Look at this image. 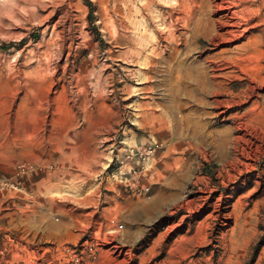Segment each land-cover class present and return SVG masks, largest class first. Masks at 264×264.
Returning <instances> with one entry per match:
<instances>
[{"label": "rangeland", "instance_id": "1", "mask_svg": "<svg viewBox=\"0 0 264 264\" xmlns=\"http://www.w3.org/2000/svg\"><path fill=\"white\" fill-rule=\"evenodd\" d=\"M205 1L0 0V264H264V24Z\"/></svg>", "mask_w": 264, "mask_h": 264}, {"label": "bare ground", "instance_id": "2", "mask_svg": "<svg viewBox=\"0 0 264 264\" xmlns=\"http://www.w3.org/2000/svg\"><path fill=\"white\" fill-rule=\"evenodd\" d=\"M253 2L255 1L254 0H207V2L205 1L204 4L201 6V14L199 16L197 15L199 18L196 21H193L195 22L191 30L193 37L202 35L207 40H209L212 46H214L215 48H219L220 46H228L229 44L245 39L247 37V34L251 33L253 30L258 29L264 24V0L262 5L263 12L260 9H253L251 7V4ZM180 27L182 29L188 28V26L184 27V24L182 26V23ZM164 34L165 33L162 32L157 33V38L158 39L161 38L168 45L171 43L172 44L175 43L176 38L172 37L174 36L173 34L171 33H169L168 35H164ZM242 48L245 49L246 44H244L241 48L237 47L236 49L238 52H244L246 49L243 50ZM164 52L165 51L160 50L159 47H155V49L152 50L151 54L154 60L160 61L165 57ZM183 55L185 56V58H187V52H185ZM222 55L223 52H219L207 60V62L210 63L209 71L203 69L202 74L201 72L196 75L194 74V77L196 79L200 78V81L204 85V88H208L209 80L213 81V79H215L216 77L218 78L219 76L222 75V74L220 75V73H223L225 71H227L225 73H232L234 70H238L240 73H246L250 71L248 68L242 70L243 68L240 66V64L241 62H243V59H238L236 63L231 61L230 59H222L221 58ZM180 62H182V59L179 61V64ZM256 72L258 74L259 70H257ZM258 78L259 76H256V79ZM260 79L261 81H263V78ZM214 104L228 106L229 103H219L218 101H214Z\"/></svg>", "mask_w": 264, "mask_h": 264}]
</instances>
